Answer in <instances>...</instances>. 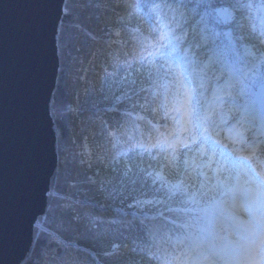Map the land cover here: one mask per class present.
Masks as SVG:
<instances>
[{
  "label": "snow or ice",
  "instance_id": "snow-or-ice-1",
  "mask_svg": "<svg viewBox=\"0 0 264 264\" xmlns=\"http://www.w3.org/2000/svg\"><path fill=\"white\" fill-rule=\"evenodd\" d=\"M28 3L0 16V264L26 221L16 264H264V0ZM110 13L141 51L110 54L96 132L80 36Z\"/></svg>",
  "mask_w": 264,
  "mask_h": 264
},
{
  "label": "trees",
  "instance_id": "trees-1",
  "mask_svg": "<svg viewBox=\"0 0 264 264\" xmlns=\"http://www.w3.org/2000/svg\"><path fill=\"white\" fill-rule=\"evenodd\" d=\"M119 14L122 16L126 15L123 10H121ZM140 24L143 29H147V25H145L143 21H141ZM87 27L94 33L96 39L91 40L87 36H80V42L83 45V54L80 56V59L84 61L82 68L85 69L86 72L78 73V75L84 76V79L79 80L75 85L76 90L79 92V103L82 106L80 118L76 121V126L79 127L81 120L87 125L91 118L95 120L94 130L99 132V120L96 119V115H99L105 120L111 119V114L104 115V113L100 111V109L106 107L103 100V96L106 92V85L104 83L105 73L103 69L109 66L110 54L112 56L118 54L121 59H131L132 56L138 54L141 49L136 39L130 34L136 27L134 21L130 25H121L117 23V15L110 13L107 18L102 17L99 21L94 18ZM113 29L120 31V36H116ZM109 33H111V35H109ZM109 42H111V46H109ZM93 52L95 53L94 58L89 55ZM125 53H129L130 55L125 57ZM89 61H91V63ZM109 71H112L111 67H109ZM85 89L88 90L87 94L85 93ZM94 102L97 107H93ZM140 114L145 115L143 113ZM135 115L134 113L133 119H135ZM146 119L152 120L153 118L151 116H146ZM140 123L142 128L146 127L143 121ZM153 123L160 128L161 132L167 131V127L163 122L153 120ZM167 123L171 124V121L169 120ZM98 139L102 140L103 138L98 137ZM237 147H239V145H237Z\"/></svg>",
  "mask_w": 264,
  "mask_h": 264
},
{
  "label": "water",
  "instance_id": "water-1",
  "mask_svg": "<svg viewBox=\"0 0 264 264\" xmlns=\"http://www.w3.org/2000/svg\"><path fill=\"white\" fill-rule=\"evenodd\" d=\"M5 0H0V3H4ZM9 7L3 12H0V16L3 17L6 25V30L11 37L14 34L15 29H20L23 27L25 20L29 17L32 12L28 0H7ZM53 87H55V79L53 78ZM11 89L9 88V93L7 97V103L11 104ZM39 206H35L32 212L39 213ZM31 216H29V219ZM9 234L12 233L11 224L7 225ZM31 240V228L27 221L25 222L24 234L21 239L13 237V242L10 246L8 256L6 257V264H16L17 261H21L25 256V253L29 249V244Z\"/></svg>",
  "mask_w": 264,
  "mask_h": 264
},
{
  "label": "rangeland",
  "instance_id": "rangeland-1",
  "mask_svg": "<svg viewBox=\"0 0 264 264\" xmlns=\"http://www.w3.org/2000/svg\"><path fill=\"white\" fill-rule=\"evenodd\" d=\"M221 135H222V136H223V135H226V133H222Z\"/></svg>",
  "mask_w": 264,
  "mask_h": 264
}]
</instances>
